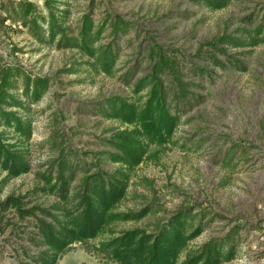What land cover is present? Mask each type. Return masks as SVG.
Segmentation results:
<instances>
[{
  "label": "rangeland",
  "instance_id": "1",
  "mask_svg": "<svg viewBox=\"0 0 264 264\" xmlns=\"http://www.w3.org/2000/svg\"><path fill=\"white\" fill-rule=\"evenodd\" d=\"M23 1L32 2L45 15L43 0ZM58 1V9L69 11L70 29L84 13L94 24L107 20L99 43L115 47V71L97 73L81 50L38 44L24 27L0 20V76L3 68L12 65L48 79L47 90L27 113L32 131L27 142L30 170L0 184V202L11 197L19 204L0 207V264H32L29 256L37 254L30 240L33 224L36 218L46 217L37 210L23 211L33 206L48 209L55 198L34 190L35 172L55 167L64 152L85 168L91 166L90 171L115 166L102 151L110 129L124 125L101 119L93 105L112 94L135 98L130 85L149 73L155 48L166 53L186 80L198 85L194 92L203 98L181 113L171 141L161 147L150 145L131 172L116 210L147 207L148 215L114 223L95 238L73 240L55 264H105L95 249L99 240L125 229L152 227L179 206L214 216L192 244L221 236L235 226L241 237L238 254L223 264H264V43L243 48L218 43L224 34L235 35L249 15L255 17V24L261 20L264 28V0H231L218 10L188 0ZM115 16L128 23L125 30L114 33L108 26ZM210 53L222 61L226 57L240 61L244 70L207 64L206 73L196 78L191 69L204 67ZM120 76H131L129 85ZM231 143L237 146L233 164L223 166L220 156ZM4 175L0 170V183Z\"/></svg>",
  "mask_w": 264,
  "mask_h": 264
},
{
  "label": "trees",
  "instance_id": "2",
  "mask_svg": "<svg viewBox=\"0 0 264 264\" xmlns=\"http://www.w3.org/2000/svg\"><path fill=\"white\" fill-rule=\"evenodd\" d=\"M188 1L209 10H218L231 0ZM60 2L43 0L46 10L43 15L32 2L8 0L6 4H0V20L7 19L24 27L38 44L81 50L95 72L112 75L116 49L111 43H99L107 20L94 24L89 14L84 13L75 29H70L66 24L68 9H58L55 5ZM254 18L251 15L245 17V25L236 30L235 35L219 37L220 46L243 48L264 43L261 20L255 24ZM109 22L114 33L125 30L128 24L116 16ZM151 53L155 61L149 73L130 85L135 98L112 94L93 105L94 113L101 119L124 125L110 129L102 151L104 158L115 166L111 170L90 171L91 166L85 168L64 152L58 156L55 167L50 165L35 172L37 184L34 190L53 196L55 201L48 209L33 206L23 211L32 214L31 210H37L46 217L36 218L33 224L30 240L37 254L29 256L32 264H55L60 253L73 240L95 238L114 223L138 221L148 215L150 210L147 207L138 211L116 210L117 204L125 197L131 172L145 158L150 145L161 147L171 141L181 113L203 98L194 92L193 87L198 85L175 70L163 50L155 48ZM204 63V67L195 65L191 69L196 78L205 74L210 64L227 65L238 70L245 67L233 58L226 57L222 61L215 53L208 54ZM130 78L119 77L126 85H129ZM47 88L46 77L31 76L19 67L9 65L1 71L0 170L5 175L0 184L30 170L27 142L32 131L27 113L30 112L29 106L36 103ZM236 150V143H231L223 152L219 159L223 166L233 164ZM8 204L19 205L17 199L6 197L0 207L5 208ZM213 218L203 209L193 211L191 206H179L152 227L122 230L99 240L95 249L104 256L105 264H223L238 254L241 237L235 226L221 236L191 243Z\"/></svg>",
  "mask_w": 264,
  "mask_h": 264
}]
</instances>
